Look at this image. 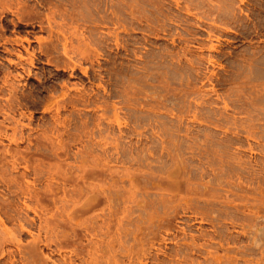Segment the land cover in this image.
I'll list each match as a JSON object with an SVG mask.
<instances>
[{
    "label": "rangeland",
    "instance_id": "1",
    "mask_svg": "<svg viewBox=\"0 0 264 264\" xmlns=\"http://www.w3.org/2000/svg\"><path fill=\"white\" fill-rule=\"evenodd\" d=\"M155 1L0 0V260L264 264V0Z\"/></svg>",
    "mask_w": 264,
    "mask_h": 264
},
{
    "label": "bare ground",
    "instance_id": "2",
    "mask_svg": "<svg viewBox=\"0 0 264 264\" xmlns=\"http://www.w3.org/2000/svg\"><path fill=\"white\" fill-rule=\"evenodd\" d=\"M123 3H125V5H128V9H129V5H131L132 4V6H133V2L134 1H136V0H132V2H130V4H128L129 3V1L128 0H121ZM155 2L157 5L158 4H160L159 2H157V1H155V0H140V2H141V4L139 3V5L137 6H135L132 10H131V12H130V14L131 15H133V19H132V21H135V22H137L138 20L139 21H142V22H144V21H150V20H154V18H152L151 19V16H149L148 15V13H152V15H153V13L155 14V16H156V18L155 19H157V20H159L160 19V17H163V16H165V10H164V5L162 6H156L153 2ZM127 3V4H126ZM138 3V2H137ZM135 5V4H134ZM124 6V5H123ZM123 6H122V8H123ZM148 6H151V7H149V11H148V13L146 12V11H144L145 9L144 8H146V7H148ZM179 6V5H178ZM140 7L142 8V10H140ZM150 8H152V10H150ZM53 13H55V12H51V14H50V11H49V14L52 16L51 18H53L54 16L52 15ZM65 14V13H64ZM49 15V16H50ZM61 15V14H60ZM48 16V17H49ZM154 16V17H155ZM49 21H50V19H49ZM43 25V24H42ZM213 25V24H212ZM56 26V25H55ZM63 28V27H62ZM41 29H43V26H41L40 25V30ZM209 30H211V29H209ZM212 31V30H211ZM210 31H208V35L209 34H211L212 32H210ZM213 34V33H212ZM61 36V35H60ZM210 36V35H209ZM211 37V36H210ZM39 40H41V38H38ZM25 40L29 43V44H31V42H32V39L30 38V37H26L25 38ZM17 42H19V41H17ZM21 42V41H20ZM22 43V42H21ZM23 44V43H22ZM28 45V44H27ZM43 45V44H42ZM65 45V44H64ZM68 46V44L66 45V46H64V47H67ZM214 46V45H213ZM216 46V45H215ZM202 47V46H201ZM68 48V47H67ZM211 48H213V47H211ZM215 48V47H214ZM216 50V49H215ZM26 51L29 53V60L31 61V62H33V59H34V56H35V54L34 53H32V51H30V49L29 48H26ZM65 52H67V49L65 48ZM24 54V53H23ZM23 54H18L19 55V57L20 58H22V59H24V55ZM67 54H69V52H67ZM252 56V55H251ZM250 56V57H251ZM249 57V58H250ZM243 59V58H242ZM251 59V58H250ZM250 59H248L247 61H249ZM254 59V58H253ZM253 59H252V61H253ZM28 60V59H27ZM211 62H213V60H211V59H209ZM245 60H246V58H245ZM251 61V60H250ZM255 61V60H254ZM253 61V62H254ZM14 62V61H13ZM19 63V62H18ZM250 63V62H249ZM20 64H21V62H20ZM25 64V63H24ZM251 65H252V63H251ZM22 68V67H21ZM27 69H28V67H27ZM27 69H25V72H26V70ZM83 69V68H82ZM84 70V69H83ZM85 71V73L87 74L88 73V70H87V68L84 70ZM27 72L29 73L30 71H28L27 70ZM214 73V72H213ZM212 74V73H211ZM210 74V75H211ZM217 74V73H216ZM215 73L213 74V75H216ZM9 76L8 77H10L11 76V74H8ZM21 75V74H20ZM31 75V74H30ZM213 75H212V77H213ZM218 75V74H217ZM18 76V75H17ZM209 76V75H208ZM17 78V77H16ZM209 78L211 79V76H209ZM209 78H208V80H209ZM218 78H219V76H218ZM14 79V78H13ZM7 80L9 81V79L7 78ZM6 80V81H7ZM219 80H221V78L219 79ZM223 81V80H222ZM11 88H12V90L15 92V95H16V93H17V90H18V88L16 89V87L14 86V83L12 82L11 83ZM214 90H215V88H214ZM185 167H187L185 164H184V168ZM187 169V168H186ZM175 172V171H174ZM182 172V171H181ZM180 172V173H181ZM183 172L185 173V171H184V169H183ZM186 173H188V172H186ZM189 174V173H188ZM167 175V174H166ZM166 179V178H165ZM164 179V180H165ZM189 180V179H188ZM188 180L186 181V184H187V182H188ZM190 182V181H189ZM183 183H184V181H183ZM182 184V183H181ZM180 184V185H181ZM113 190V189H112ZM130 190V189H129ZM127 191V190H126ZM110 192H111V190H110ZM162 194V193H161ZM101 196V195H100ZM111 196V195H110ZM152 196H154V195H152ZM92 197V196H91ZM173 197H176V195L175 196H173ZM155 198V197H154ZM172 198V197H171ZM81 199V198H80ZM99 199V198H98ZM153 199V198H152ZM160 199V198H159ZM173 199V198H172ZM100 200V199H99ZM112 200H114V199H112ZM156 200V199H155ZM176 200V199H175ZM178 200V199H177ZM151 201V200H150ZM158 201V200H157ZM168 201V200H167ZM101 202V201H100ZM148 202V201H147ZM153 202H154V200H153ZM176 202V201H175ZM157 203V202H156ZM159 203V202H158ZM162 203V202H161ZM76 204V203H75ZM117 204V203H116ZM119 205V204H118ZM172 207V206H171ZM92 208H93V205H92ZM188 208H189V206H188ZM169 209H170V207H169ZM172 209H175V208H172ZM186 209V208H185ZM88 210V209H87ZM93 210V209H92ZM182 210H184L183 208H182ZM84 211H85V209H84ZM119 211V210H118ZM170 211H171V209H170ZM89 212V211H88ZM157 212H158V210H157ZM169 212V211H168ZM117 213V212H116ZM146 213V212H145ZM119 214V213H118ZM150 214V213H149ZM153 214V213H152ZM150 216H151V214H150ZM140 218H141V216H140ZM92 219V218H91ZM133 219V218H132ZM99 220V219H98ZM110 220H112V219H110ZM113 220H115V219H113ZM49 221V220H48ZM97 221V220H96ZM111 221H109V223H110ZM116 222V221H115ZM97 223V222H96ZM109 223H107V224H109ZM112 223V222H111ZM111 223H110V225H111ZM114 223V222H113ZM137 223V222H136ZM148 223H149V221H148ZM48 224H49V222H48ZM258 224V223H257ZM22 226V225H21ZM107 226V225H106ZM105 226V227H106ZM109 226V225H108ZM107 226V227H108ZM135 226V224L133 225V227ZM90 227V226H89ZM93 227H95V226H93ZM102 227H103V225H102ZM112 227V226H111ZM114 227V226H113ZM263 227V226H262ZM101 228V227H100ZM118 228V227H117ZM254 228V227H253ZM94 229V228H93ZM95 229H96V227H95ZM110 229V228H109ZM139 229V228H138ZM250 229V228H249ZM260 229V228H259ZM259 229H258V234H259ZM0 231H1V233H2V235L3 234H5V233H7L8 232V230H7V228H6V226H5V223H4V220L2 219V218H0ZM104 231V230H103ZM261 231H262V229H261ZM89 232V231H88ZM92 232V231H91ZM252 232V231H251ZM105 233V232H104ZM219 233V232H218ZM91 234V233H90ZM99 235V233H96V235ZM114 234V233H113ZM112 234V235H113ZM115 234H116V232H115ZM94 238H96V237H98V236H96L95 234V236L93 235V233L91 234ZM139 235V234H138ZM228 235V234H227ZM130 236V235H129ZM91 237V236H90ZM114 237H115V235H114ZM138 237V236H137ZM194 237V236H193ZM230 237V236H229ZM94 238H92L91 237V243L93 242V243H95V244H92V245H94V246H92V248L94 249V251H91V259H90V261L88 260V263L87 264H97L95 261H97L98 259H97V257H96V253H97V251H95L96 249H97V246H98V244L99 243H97L98 242V240H94ZM252 238H253V236H252ZM228 239V238H227ZM129 240V239H128ZM257 239H255V241H256ZM261 240V239H260ZM5 238H4V236H0V245H2V244H4L5 242ZM254 241V243H256ZM262 242V241H261ZM97 245V246H96ZM139 245V244H138ZM221 245V244H220ZM206 246V245H205ZM250 246V245H249ZM255 246V245H254ZM223 247V248H222ZM222 247H220V248H222L223 250H224V247L225 246H223L222 245ZM248 247V246H247ZM253 247V246H252ZM98 248H99V246H98ZM216 248V247H215ZM225 248H227L228 249V247H225ZM254 248H256V247H254ZM254 248H251L252 249V251L254 250ZM261 248V247H260ZM264 248V247H263ZM88 249V248H87ZM217 249H218V247H217ZM189 250V249H188ZM194 250V249H193ZM216 250V249H215ZM221 250V249H220ZM226 250V249H225ZM224 250V254L225 253H230L229 252V250H232V248H230L229 247V250H226L225 251ZM240 250H242V249H240ZM264 249H262V251H263ZM137 251V250H136ZM141 251V250H140ZM191 251V250H190ZM210 251V250H209ZM212 251V250H211ZM243 251V250H242ZM244 251H245V249H244ZM249 251H250V249H249ZM29 252H31L32 253V255L35 253V248L34 247H30V250H29ZM96 252V253H95ZM124 252V251H123ZM130 252H131V250H130ZM169 252V251H168ZM179 252V251H178ZM195 252V251H194ZM219 252V251H218ZM245 252H248V251H245ZM78 253V252H77ZM80 253H81V251H80ZM88 253H89V251H88ZM175 253V252H174ZM212 253V252H211ZM214 253H215V251H214ZM214 253H212V254H214ZM237 253H238V255H239V251H238V249H237ZM250 253V252H249ZM185 254H187V253H185ZM189 254V253H188ZM211 254V255H212ZM222 254V256H221V254H219L218 255V253L212 258L214 261V263L215 264H224V259H223V257L224 258H226V260L228 259V262L229 263H234L235 264V260H237L236 259V256H235V258H234V256H232L233 257V259H232V257H231V259H230V256L231 255H229L228 256V254ZM242 255H243V253H241ZM245 254H247V253H245ZM244 254V255H245ZM263 254V253H262ZM10 255H12V254H10ZM9 255V259H7L6 257H4L3 259H1L0 260V264H14V261L11 259V256ZM81 255H83V254H81ZM137 255V254H136ZM224 255V256H223ZM173 256V255H172ZM131 257V256H130ZM189 257H190V255H189ZM136 258V257H135ZM182 258V257H181ZM264 258V257H263ZM208 259V258H207ZM135 260V259H134ZM186 260V259H185ZM225 260V261H226ZM244 260V259H243ZM262 260V259H261ZM261 260H260V263H261ZM263 261H264V259H263ZM262 261V262H263ZM63 262L64 263H66V264H74V262H73V259L71 258V257H69V259L67 258V257H65L64 259H63ZM116 262V261H115ZM194 262V261H193ZM227 262V263H228ZM238 262V261H237ZM236 262V263H237ZM246 262H250V261H246L245 260V263L244 264H249V263H246ZM253 262V261H252ZM81 263V262H80ZM189 263V260H188V262H187V264ZM195 263V262H194ZM193 263V264H194ZM209 263H210V261H209ZM226 263V264H227ZM260 263H258V264H260ZM117 264V263H116ZM198 264V263H197ZM200 264V263H199ZM212 264V263H211Z\"/></svg>",
    "mask_w": 264,
    "mask_h": 264
}]
</instances>
